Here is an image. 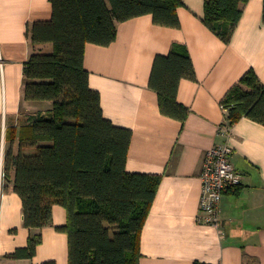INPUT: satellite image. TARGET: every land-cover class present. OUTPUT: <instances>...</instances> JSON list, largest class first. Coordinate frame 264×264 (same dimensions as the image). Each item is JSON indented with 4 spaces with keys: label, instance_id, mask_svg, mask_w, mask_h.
<instances>
[{
    "label": "crops",
    "instance_id": "obj_1",
    "mask_svg": "<svg viewBox=\"0 0 264 264\" xmlns=\"http://www.w3.org/2000/svg\"><path fill=\"white\" fill-rule=\"evenodd\" d=\"M205 0H183L179 29L155 25L151 15L118 24L117 39L104 47L87 44L85 68L89 85L101 97L103 115L132 131L129 173L161 176V183L141 234L139 264H264V125L243 118L229 139L219 133L227 124L222 101L253 70L264 84V0H249L231 42L225 43L203 22ZM51 0H0V264H69L68 236L57 228L67 211L54 206L51 225L24 226L22 200L13 191L15 173L5 178L9 151L19 152L17 135L30 116L52 108L49 102L23 99L24 68L34 50L27 27L50 21ZM174 44L188 49L196 79L183 80L178 102L190 111L184 125L164 116L158 95L149 87L154 60ZM46 51V50H45ZM228 143L240 186L226 192L221 204V230L199 221L201 171L206 152ZM34 149L26 146L25 152ZM41 234L33 259L7 256Z\"/></svg>",
    "mask_w": 264,
    "mask_h": 264
},
{
    "label": "trees",
    "instance_id": "obj_2",
    "mask_svg": "<svg viewBox=\"0 0 264 264\" xmlns=\"http://www.w3.org/2000/svg\"><path fill=\"white\" fill-rule=\"evenodd\" d=\"M249 0H205L204 24L229 43ZM50 21L27 27L34 50L24 68L23 99L49 102L52 108L28 118L19 134L8 128L7 140L18 138L19 152L5 159V178L23 204L24 226L51 225L53 207L67 211L57 228L68 236L69 264H139L141 234L155 201L161 176L129 173L126 165L132 131L103 115L101 97L90 88L85 68L87 44L110 46L120 23L151 15L155 25L179 29L183 0H51ZM264 21V11H263ZM196 79L188 49L174 44L158 55L149 87L158 95L161 113L183 125L189 109L178 102L183 80ZM227 125L243 118L264 125V84L247 72L222 101ZM26 146L34 149L26 153ZM11 183V182H10ZM41 234L8 259H33ZM43 264H56L45 262Z\"/></svg>",
    "mask_w": 264,
    "mask_h": 264
},
{
    "label": "built area",
    "instance_id": "obj_3",
    "mask_svg": "<svg viewBox=\"0 0 264 264\" xmlns=\"http://www.w3.org/2000/svg\"><path fill=\"white\" fill-rule=\"evenodd\" d=\"M232 127L223 124L219 133L227 139ZM233 149L228 143L215 145L204 157L201 171L202 193L199 205V221L221 230V204L223 196L230 189L240 186L241 174L232 162Z\"/></svg>",
    "mask_w": 264,
    "mask_h": 264
},
{
    "label": "rangeland",
    "instance_id": "obj_4",
    "mask_svg": "<svg viewBox=\"0 0 264 264\" xmlns=\"http://www.w3.org/2000/svg\"><path fill=\"white\" fill-rule=\"evenodd\" d=\"M45 50H46V51H49V49H47V48H46Z\"/></svg>",
    "mask_w": 264,
    "mask_h": 264
}]
</instances>
